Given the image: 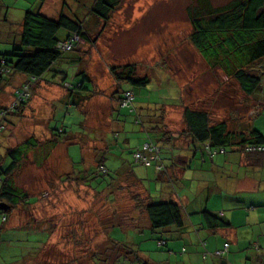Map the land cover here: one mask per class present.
Listing matches in <instances>:
<instances>
[{"label":"crops","instance_id":"1","mask_svg":"<svg viewBox=\"0 0 264 264\" xmlns=\"http://www.w3.org/2000/svg\"><path fill=\"white\" fill-rule=\"evenodd\" d=\"M97 1L0 0V57L9 54L12 48L19 44L23 17L29 10H38L42 16L51 20H57L60 15L67 16L79 22L89 38V42L77 44L75 54H65L63 60L53 64L51 73L46 74L42 82L32 87L31 97L21 113L11 114L4 119L2 124L5 125V130L15 127L24 113L31 120L38 116L35 117V121L28 119V125L33 127L25 134L27 139L46 137L42 149L45 150L46 146L52 148L42 156L48 157L50 152H55L59 157L56 170L60 173L56 171L55 176L57 185L66 183L63 178L66 179L67 175H70V181L86 194L91 189L92 193L103 195L107 202L125 201L126 211L112 212L114 218H119V223L106 227L104 233L110 231L112 227H119L123 233H126L127 241L123 239L121 243L131 245L137 251V255L143 258L140 260L137 256V262L264 264V154L254 156L243 153L237 147H229L222 155L214 157L207 155L204 151L207 144L204 147L193 140L186 132L182 118L184 107H188V104L192 105L194 101H182L181 90L173 80L163 75L164 73L159 77L158 85L164 86L167 93L171 91L172 98L170 101L163 97L158 98L157 101H149L146 97L140 99L143 95L134 92L128 86L124 88L122 84H117L111 79L105 68L107 63L101 61L104 59L103 54L90 50L89 65H87L84 56L91 41L100 36L107 37L108 32L105 30L106 20L100 19L93 13ZM118 1L121 3L122 0ZM145 4L147 5L143 3V6ZM136 6L138 10L141 8L138 4ZM138 16L142 14L138 12ZM108 17L111 21L110 15ZM122 21L123 19L116 22L120 25ZM66 37L65 32H60L59 39ZM100 62L103 69L102 76L91 70L92 64H100ZM68 66L72 68L71 76L66 71ZM28 79L27 76L18 73H10L2 78L0 109L13 101L15 90ZM161 79L164 82H161ZM81 81L91 82V87L87 89L84 82L83 90L67 89L70 85L77 86L78 83H82ZM100 81L107 86H102ZM261 82L264 83V79ZM126 90L132 91L134 95L133 108L138 114L135 122L137 124H134V114L120 108L118 104V98L122 91ZM196 103H201L202 107L196 110L205 111L210 118L212 113L213 117L219 118L218 121L213 122H225L228 131L247 133L255 130L264 138V120L262 119L260 125L254 120L258 116L264 117L263 100L255 101L251 105L250 109L255 106L256 111L251 117L247 112H240L234 108L230 109L227 117L224 112L217 114L216 111L212 112L215 108L210 109L213 104L211 102ZM68 106H73L74 111L79 114L84 112V122L81 119L82 133H77L67 143L55 140V136L50 133L49 123ZM161 112L164 128L161 133H154L151 131L155 125L152 122L158 119L157 115ZM103 120L109 126L106 129L99 127V123ZM164 132H169L167 140L162 139ZM5 134L10 133L5 132ZM4 135L0 132V169L7 163L5 152L10 149L5 146L7 143L5 138L9 136L4 137ZM149 139L161 148L163 170L160 173L153 168H144L134 163L132 159V153ZM130 144H133L131 148H129ZM69 146H74L78 152L76 159L78 158L79 163L83 164L81 171L75 172L76 169H73L74 161L70 157ZM127 154L131 156L127 157ZM98 166L103 167L106 176L109 175L110 183L105 184L106 182L101 180L99 185V187L102 184L107 185L106 190L100 188V191L98 189L96 191L91 184L76 181L77 178L86 181L83 178L93 172L94 176L102 174ZM120 192L123 194H119ZM126 195L129 196L127 200H125ZM135 195H139V199L154 203L177 204L182 215V226L152 231L146 214L135 208V202L132 200ZM203 211L219 217L226 226L209 227L202 216ZM18 213L17 208L0 211V264H37V262L48 264L43 254L49 247L48 227L44 221L35 223L33 218L22 219ZM19 233L25 237L20 243L17 242ZM159 240L165 241L163 248L158 247ZM143 241L148 242V249L157 251L154 256L148 258L144 254L141 255ZM224 244H228L226 252L221 258L214 257L212 253L221 251ZM18 247L22 250L20 256L15 255Z\"/></svg>","mask_w":264,"mask_h":264},{"label":"rangeland","instance_id":"2","mask_svg":"<svg viewBox=\"0 0 264 264\" xmlns=\"http://www.w3.org/2000/svg\"><path fill=\"white\" fill-rule=\"evenodd\" d=\"M230 1L232 0H211V3L213 7H222ZM122 2L123 0L121 3L119 1V8L111 12V21H104L107 24L105 27V30H108L107 37L100 36L98 39H93L87 48V54L84 56L87 65H89L88 55L91 50L100 55L103 54L104 59L101 61L107 63L105 68L113 81L115 80L111 74L112 69L119 75L126 73L128 67L132 68L136 77L151 79L144 90L133 89L134 92L143 95L140 99L146 97L149 101H157L158 98L163 97L170 101L171 91L167 93L164 86L158 85L159 77L164 73L163 75L173 80L181 90L182 101H194L192 105L188 104L190 109L202 108L201 103H196L197 101H207V103H213L209 108L211 110L215 108L212 112L216 111V114L224 112L228 117L230 109L234 108L240 112H247L249 117L254 116L255 106L250 108L255 101H264V83L261 82L260 92L256 91L251 96H245L231 75L233 68L226 69L219 63L206 62L189 43L188 36L191 33L189 8L196 5L195 0H124V4ZM143 3L147 5L143 6ZM137 4L141 6L139 10L136 8ZM138 12L142 16H138ZM122 19L123 21L118 25L116 21ZM101 64V62L92 64L91 70L98 76H102ZM263 65L264 62L261 61L245 69L264 79ZM71 69L70 66L66 69L70 73H68L69 76H71ZM160 81L164 82L163 79ZM100 82L102 86H107L106 83ZM90 83L86 81L87 89L91 87ZM122 87L125 88L127 85L122 84ZM81 93L85 94L83 91ZM30 97L31 92L28 98ZM244 101L247 102L243 103ZM12 103L14 101H11L10 105ZM83 114L84 112L79 114L74 111L73 106L65 107V110L60 111L55 120L49 123L50 133L55 136V140L68 143L77 133H80ZM212 115L211 113L210 120L218 121L219 118ZM35 117L31 120L24 113L15 127L5 130L4 126L1 133L3 135L5 132L10 133L4 135V137L9 136L5 138L7 141L5 146L10 148L22 146L23 142L28 140L25 133L33 127L28 125V119L35 121ZM262 119L264 120L263 116L254 118L258 125L263 122ZM0 125L2 126V120ZM107 125L104 120L99 123L101 128L106 129L109 127ZM33 139L37 142L36 146L26 149L20 166L11 175V181L14 189L29 194L23 205L15 207L19 211V217L33 218L35 223L44 221L50 231L49 247L43 253L48 264H137V256L142 260L143 258L137 255V251L131 245L121 243L128 235L119 227H112L110 231L104 233L106 227L119 223V218H114L112 212L113 210L126 211V202H107L103 195H96L91 192V189L86 194L67 178H63L66 183L57 185L55 176L56 171H59L56 170L59 157L55 152H50L48 157H43L42 155H46L47 150L51 151L52 147L46 146L45 150L42 149L46 137ZM132 146L133 144H130L129 148ZM69 153L74 161L73 169H76L75 172L81 171L83 164L79 163L78 158L76 159L78 152L74 146H69ZM129 156L131 155L127 154V157ZM33 158H35L34 161ZM6 162L8 163L9 160L7 159ZM97 175L98 177L95 178ZM97 175L94 176L93 172L85 180L96 191H100V188L106 190L107 185L102 184L101 187L99 185L101 180L106 182L105 184L110 183L109 175ZM128 197L126 195L125 200ZM21 234L17 236L19 243L25 239ZM107 238L110 244L113 243L111 247L107 245ZM113 240H118L120 243ZM147 246L148 242L143 241L141 255L144 254L148 258L154 256L157 251L150 250ZM21 254L22 250L18 247L15 255Z\"/></svg>","mask_w":264,"mask_h":264},{"label":"trees","instance_id":"3","mask_svg":"<svg viewBox=\"0 0 264 264\" xmlns=\"http://www.w3.org/2000/svg\"><path fill=\"white\" fill-rule=\"evenodd\" d=\"M195 3L194 7L189 8L191 23V33L188 36L189 43L206 62L219 63L221 66H225L226 69L233 68L231 75L241 92L245 96H251L259 90L262 79L260 75L249 72L245 68H251L252 65L261 61L264 62V0H232L222 7H213L211 0H195ZM118 4V0H98L93 13L97 14L100 19L108 20V16L115 7H118ZM60 32H65L67 37L62 40L59 39ZM73 36L77 37V41L73 43L70 52H61L56 48L59 42L69 40ZM86 41L89 42L88 33L83 31V27L79 22L73 21L64 15H60L57 20H51L42 16L38 10L26 11L23 17L19 44L13 47L9 54L0 57V82L3 77L10 73L22 74L29 78L23 84L29 83L30 79L35 80L30 87L31 92L35 84L42 82L46 74L51 73V67L54 63L63 60L65 54L75 51L78 43ZM111 74L117 84H126L131 89H144L150 84L149 78L136 77L131 67L127 68L126 73L119 75L112 69ZM84 82L86 81L78 83L76 87L70 85L67 89L72 91L75 89L83 90ZM15 96L14 92L13 101L16 99ZM120 98L121 95L118 98V104ZM28 100L29 98L18 102V105L9 112L8 110L13 103L1 108L0 113L4 111L6 116H0V121L2 120L3 123L7 116L21 113ZM123 109L130 114H134V124H137L135 122L138 114L136 109L133 108V103L130 108ZM157 117L158 119L156 118V121L153 120L154 122H152L155 125L151 128V131L161 133L164 128L162 112ZM182 118L186 132L192 136L195 142L204 147L207 144L208 149L205 150L204 148V151L211 157L224 154L229 147H237L243 153L254 156L264 154V152L246 151L249 146H264L263 136L255 130L247 133L230 132L225 122L214 123L205 111L188 107H184ZM4 126L2 124L0 132H2ZM168 135L169 132H164L162 139L167 140ZM145 142L156 144L150 139ZM145 142L135 151L141 150ZM36 143L34 139L30 138L24 141L22 146L7 149L5 152V157L9 162L0 169V203L7 206V210L23 205L24 200L28 198L27 194L21 193L12 187L11 175L20 166L26 149L35 147ZM155 146L159 149L158 158H160L153 161L149 168L155 169L159 166L161 169L158 172L155 171L160 173L163 170L161 148L158 144ZM98 168L102 172L103 167L98 166ZM105 174L106 172H102V175L106 176ZM97 177L95 176V178ZM66 178L69 179L70 175H67ZM76 181L87 183V181H82L79 178ZM85 186L89 187L88 185ZM132 200L135 202V208L146 214L152 231L182 226V215L177 204L145 201L139 199V195L132 197ZM202 216L209 227L226 226L219 217L211 213L203 211ZM107 239V245L111 247L113 243L110 244L109 238ZM157 245L159 248H163L165 241L159 240ZM214 253L212 254L216 258H221L224 254L216 256ZM137 264L148 263L141 261Z\"/></svg>","mask_w":264,"mask_h":264},{"label":"built area","instance_id":"4","mask_svg":"<svg viewBox=\"0 0 264 264\" xmlns=\"http://www.w3.org/2000/svg\"><path fill=\"white\" fill-rule=\"evenodd\" d=\"M77 41V37H72L69 40H65L62 42H59L56 45V48L61 51V52H70L73 48V43ZM35 82L34 79H30L29 83L23 84L18 90L15 91V101L14 103L10 106V109L8 110L11 111L15 106L18 105V102H22L29 97L30 93V87ZM67 87V86H66ZM134 100V95L132 91L126 90L121 93V98L119 100V107L120 108H130ZM254 114H256V111H254ZM0 116L5 117L6 114L4 111L0 113ZM0 129H2V126L0 125ZM208 146H206L207 148ZM208 149V148H207ZM247 152H264V146H255V147H247L246 148ZM158 153L159 149L153 145L152 143L145 142L142 145L141 150L135 151L132 155L133 161L135 163H138L142 165L143 167L149 168L153 161H156L158 159ZM161 168L159 166L155 167V170L159 171ZM102 172H105L104 169H101ZM228 245L224 244L223 249L221 251L215 252L214 254L216 256L222 255Z\"/></svg>","mask_w":264,"mask_h":264},{"label":"water","instance_id":"5","mask_svg":"<svg viewBox=\"0 0 264 264\" xmlns=\"http://www.w3.org/2000/svg\"><path fill=\"white\" fill-rule=\"evenodd\" d=\"M7 206H5L3 203H0V211H5L7 210Z\"/></svg>","mask_w":264,"mask_h":264},{"label":"bare ground","instance_id":"6","mask_svg":"<svg viewBox=\"0 0 264 264\" xmlns=\"http://www.w3.org/2000/svg\"><path fill=\"white\" fill-rule=\"evenodd\" d=\"M151 48H152V47H151ZM155 145H156V144H155ZM158 146H159V145H158ZM205 148H206V147H205ZM158 154H159V153H158ZM210 154H211V153H210ZM159 158H160V157H159ZM159 158H158V159H159ZM159 162H160V161H159ZM160 164H161V163H160ZM150 167H151V166H150ZM157 172H158V171H157Z\"/></svg>","mask_w":264,"mask_h":264}]
</instances>
